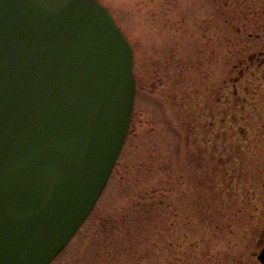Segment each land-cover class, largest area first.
Instances as JSON below:
<instances>
[{
    "label": "rangeland",
    "instance_id": "374dc122",
    "mask_svg": "<svg viewBox=\"0 0 264 264\" xmlns=\"http://www.w3.org/2000/svg\"><path fill=\"white\" fill-rule=\"evenodd\" d=\"M100 1L134 48L136 100L104 190L49 264L256 262L264 0Z\"/></svg>",
    "mask_w": 264,
    "mask_h": 264
},
{
    "label": "water",
    "instance_id": "95a60500",
    "mask_svg": "<svg viewBox=\"0 0 264 264\" xmlns=\"http://www.w3.org/2000/svg\"><path fill=\"white\" fill-rule=\"evenodd\" d=\"M134 66L99 0H0V264H49L86 220L129 131Z\"/></svg>",
    "mask_w": 264,
    "mask_h": 264
},
{
    "label": "flooded vegetation",
    "instance_id": "af4514ba",
    "mask_svg": "<svg viewBox=\"0 0 264 264\" xmlns=\"http://www.w3.org/2000/svg\"><path fill=\"white\" fill-rule=\"evenodd\" d=\"M259 239H258V245L259 250L254 252V256H256V262L257 264H264L263 261L260 260L259 255L261 254L262 249L264 248V227L260 230ZM242 262V261H241ZM246 261H243L242 263L245 264ZM256 262H250L251 264H256Z\"/></svg>",
    "mask_w": 264,
    "mask_h": 264
},
{
    "label": "trees",
    "instance_id": "16d2710c",
    "mask_svg": "<svg viewBox=\"0 0 264 264\" xmlns=\"http://www.w3.org/2000/svg\"><path fill=\"white\" fill-rule=\"evenodd\" d=\"M260 56H261V54H260ZM256 59H257V58H256ZM256 59H254V61H255V62H256ZM255 62H253V60H252L250 63H252V64H253V63H255Z\"/></svg>",
    "mask_w": 264,
    "mask_h": 264
}]
</instances>
